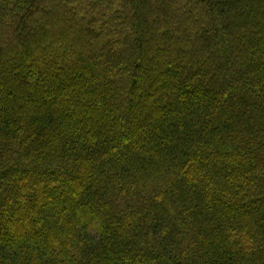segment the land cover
<instances>
[{
	"label": "trees",
	"instance_id": "obj_1",
	"mask_svg": "<svg viewBox=\"0 0 264 264\" xmlns=\"http://www.w3.org/2000/svg\"><path fill=\"white\" fill-rule=\"evenodd\" d=\"M0 264H264V0H0Z\"/></svg>",
	"mask_w": 264,
	"mask_h": 264
}]
</instances>
